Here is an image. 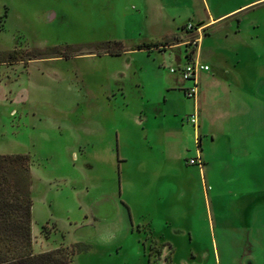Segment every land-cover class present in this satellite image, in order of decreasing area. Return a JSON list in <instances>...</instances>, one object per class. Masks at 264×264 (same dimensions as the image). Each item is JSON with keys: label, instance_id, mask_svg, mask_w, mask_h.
I'll return each instance as SVG.
<instances>
[{"label": "rangeland", "instance_id": "374dc122", "mask_svg": "<svg viewBox=\"0 0 264 264\" xmlns=\"http://www.w3.org/2000/svg\"><path fill=\"white\" fill-rule=\"evenodd\" d=\"M188 55L211 68L199 127L171 73ZM17 154L36 253L264 264V0H0V155Z\"/></svg>", "mask_w": 264, "mask_h": 264}, {"label": "trees", "instance_id": "16d2710c", "mask_svg": "<svg viewBox=\"0 0 264 264\" xmlns=\"http://www.w3.org/2000/svg\"><path fill=\"white\" fill-rule=\"evenodd\" d=\"M165 43L139 46L135 50L166 46ZM122 48L108 53L119 55L124 52ZM9 57L12 62L21 61L15 52ZM31 183L29 155H0V264H72L76 246L35 252Z\"/></svg>", "mask_w": 264, "mask_h": 264}, {"label": "built area", "instance_id": "2783aa9c", "mask_svg": "<svg viewBox=\"0 0 264 264\" xmlns=\"http://www.w3.org/2000/svg\"><path fill=\"white\" fill-rule=\"evenodd\" d=\"M190 27L188 30H190ZM190 55L187 56L189 62L185 65H179L180 67L177 69L171 68V73L177 74L179 73L181 80L185 82H192V84L185 89V94L188 98L194 100L195 112L191 117L190 123H192L195 127H199L198 123V96H199V77L201 73L209 72L210 67L199 60L189 58ZM197 147L199 149L198 139H197ZM198 155L194 158H190L188 163L189 165L198 166L202 171L204 168V161L202 159L201 153L198 150Z\"/></svg>", "mask_w": 264, "mask_h": 264}, {"label": "crops", "instance_id": "0c3cea01", "mask_svg": "<svg viewBox=\"0 0 264 264\" xmlns=\"http://www.w3.org/2000/svg\"><path fill=\"white\" fill-rule=\"evenodd\" d=\"M216 23V21H212L211 23H210V25H212V24H215ZM196 60H199V61H201L200 60V58H195ZM179 62H181V60L179 59L178 60ZM202 63H204V64H206V65H208L206 62H203V61H201ZM209 66V65H208ZM210 67V66H209ZM211 69V68H210ZM205 73H208V72H205ZM201 76H202V73L200 74V77H199V79L201 78ZM181 79V78H180ZM182 81V80H181ZM182 83L184 84V82L182 81ZM190 85H186V87L185 88H187V87H189Z\"/></svg>", "mask_w": 264, "mask_h": 264}]
</instances>
